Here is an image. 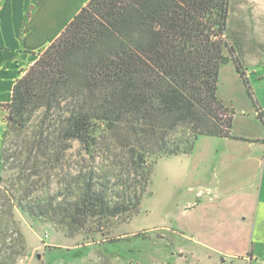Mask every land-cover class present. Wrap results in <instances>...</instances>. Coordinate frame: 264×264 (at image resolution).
Listing matches in <instances>:
<instances>
[{
    "label": "trees",
    "instance_id": "trees-1",
    "mask_svg": "<svg viewBox=\"0 0 264 264\" xmlns=\"http://www.w3.org/2000/svg\"><path fill=\"white\" fill-rule=\"evenodd\" d=\"M230 1L90 0L39 54L5 105L0 264L28 257L27 221L107 236L140 212L159 159L233 138L221 68L247 81Z\"/></svg>",
    "mask_w": 264,
    "mask_h": 264
},
{
    "label": "rangeland",
    "instance_id": "rangeland-1",
    "mask_svg": "<svg viewBox=\"0 0 264 264\" xmlns=\"http://www.w3.org/2000/svg\"><path fill=\"white\" fill-rule=\"evenodd\" d=\"M233 16L232 11L230 43L237 35ZM30 59L21 63L23 70L37 56ZM230 65L223 67L218 97L235 109L237 133L248 126L256 129L255 120H245V90L240 85L229 88ZM1 121L5 130L6 118L3 125ZM235 148L225 139L202 136L191 154L159 159L140 212L129 222L114 220L107 236L98 234L96 241L87 233L70 235L55 231L51 224L32 226L27 221L28 257L19 264H249L208 248L222 242L234 253L244 252L256 225L254 192L246 190L257 183L256 168L244 157H233ZM77 149L76 144L73 152ZM201 233L209 239L204 252L192 241Z\"/></svg>",
    "mask_w": 264,
    "mask_h": 264
},
{
    "label": "crops",
    "instance_id": "crops-1",
    "mask_svg": "<svg viewBox=\"0 0 264 264\" xmlns=\"http://www.w3.org/2000/svg\"><path fill=\"white\" fill-rule=\"evenodd\" d=\"M89 1L0 0V119L2 125L3 118L7 116L5 105L10 103L14 85L25 72L21 63L31 61L30 57L38 58L39 54L61 35ZM232 11L237 35L231 43L244 69L247 85L233 61L229 62L231 70L227 83L229 88L240 85V88L245 90L248 99L245 106L247 112L245 120L247 122L255 120L257 128L248 126L242 133H237L238 116L235 109L225 102V105L232 108L236 114L232 129L233 138L225 140L236 144L233 157H244L245 162L251 163L252 169L256 168L257 183L246 189L254 192L256 225L252 239L244 245L245 254L244 252L234 253L230 248L224 247L222 242H220L222 245H213L208 248L213 253L223 255L230 260L242 258V261L249 264H264V124L262 119L256 116L257 111L264 116V0H231L229 20ZM36 60L30 63V66ZM223 67L220 71L219 85ZM248 88H251V91ZM2 127H0V137L4 132ZM192 238L200 251L204 252V249H207L208 235L201 233L197 240L195 237ZM225 263L227 264V261L223 262Z\"/></svg>",
    "mask_w": 264,
    "mask_h": 264
},
{
    "label": "built area",
    "instance_id": "built-area-1",
    "mask_svg": "<svg viewBox=\"0 0 264 264\" xmlns=\"http://www.w3.org/2000/svg\"><path fill=\"white\" fill-rule=\"evenodd\" d=\"M256 116H257L258 118L262 119V122H263V124H264V116L262 115V113H261L260 111H257V112H256Z\"/></svg>",
    "mask_w": 264,
    "mask_h": 264
}]
</instances>
